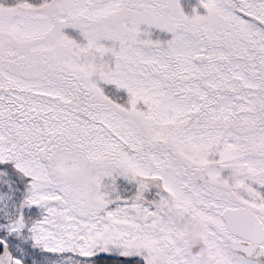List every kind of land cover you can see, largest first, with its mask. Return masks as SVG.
<instances>
[{
  "label": "snow or ice",
  "instance_id": "snow-or-ice-1",
  "mask_svg": "<svg viewBox=\"0 0 264 264\" xmlns=\"http://www.w3.org/2000/svg\"><path fill=\"white\" fill-rule=\"evenodd\" d=\"M0 264H264V0H0Z\"/></svg>",
  "mask_w": 264,
  "mask_h": 264
}]
</instances>
